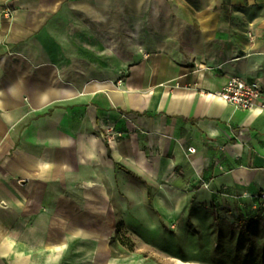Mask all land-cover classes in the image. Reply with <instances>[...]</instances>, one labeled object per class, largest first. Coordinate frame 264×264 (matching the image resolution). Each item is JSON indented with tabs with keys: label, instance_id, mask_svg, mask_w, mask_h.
Listing matches in <instances>:
<instances>
[{
	"label": "crops",
	"instance_id": "obj_1",
	"mask_svg": "<svg viewBox=\"0 0 264 264\" xmlns=\"http://www.w3.org/2000/svg\"><path fill=\"white\" fill-rule=\"evenodd\" d=\"M5 6L0 264H55L72 243L79 260L114 264L120 233L149 240L211 211L257 222L263 248L252 196L264 191V111L214 92L228 76L264 91V0Z\"/></svg>",
	"mask_w": 264,
	"mask_h": 264
},
{
	"label": "rangeland",
	"instance_id": "obj_2",
	"mask_svg": "<svg viewBox=\"0 0 264 264\" xmlns=\"http://www.w3.org/2000/svg\"><path fill=\"white\" fill-rule=\"evenodd\" d=\"M191 215L182 225L163 224L147 231L149 240L140 236L132 239L120 233L119 243L124 244L121 243L123 249L115 247L113 255L119 259L113 261L114 264L125 263L128 257L134 264H263L260 254L263 248L259 246L261 231L255 230L256 227L251 230L257 222H246L237 213L229 215L224 212L218 213V222L209 221L205 212L197 214L196 221L192 222ZM45 231L41 229V234ZM50 231H55L58 240L60 229L56 227ZM244 232L247 239H244ZM70 247L71 255L56 252L55 264L90 263L74 255L82 248L81 244L72 243Z\"/></svg>",
	"mask_w": 264,
	"mask_h": 264
},
{
	"label": "built area",
	"instance_id": "obj_3",
	"mask_svg": "<svg viewBox=\"0 0 264 264\" xmlns=\"http://www.w3.org/2000/svg\"><path fill=\"white\" fill-rule=\"evenodd\" d=\"M0 12L5 18H11L13 17L15 10L9 6H5ZM214 95L223 101L232 104L236 108L245 111L253 110L255 108L264 111V91L259 82L254 79L228 76L221 88L214 92ZM241 135L242 131L239 130L232 137L238 139ZM187 150L192 154L196 151L194 147H188ZM201 181L205 187L208 186L207 181L203 179ZM219 194L225 195L227 192L222 190ZM252 199L254 200L256 210L264 220V191L257 192L252 196Z\"/></svg>",
	"mask_w": 264,
	"mask_h": 264
},
{
	"label": "trees",
	"instance_id": "obj_4",
	"mask_svg": "<svg viewBox=\"0 0 264 264\" xmlns=\"http://www.w3.org/2000/svg\"><path fill=\"white\" fill-rule=\"evenodd\" d=\"M212 215H213V220L215 222H218L219 221V216L215 212H212ZM121 243L124 244V242H121ZM262 262L264 264V245H263V249H262Z\"/></svg>",
	"mask_w": 264,
	"mask_h": 264
},
{
	"label": "bare ground",
	"instance_id": "obj_5",
	"mask_svg": "<svg viewBox=\"0 0 264 264\" xmlns=\"http://www.w3.org/2000/svg\"><path fill=\"white\" fill-rule=\"evenodd\" d=\"M102 252H103V249H102V248H100V253L102 254Z\"/></svg>",
	"mask_w": 264,
	"mask_h": 264
}]
</instances>
